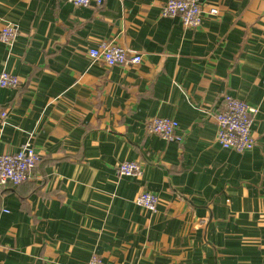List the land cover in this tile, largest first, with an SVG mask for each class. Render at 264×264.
<instances>
[{
    "label": "crops",
    "instance_id": "crops-1",
    "mask_svg": "<svg viewBox=\"0 0 264 264\" xmlns=\"http://www.w3.org/2000/svg\"><path fill=\"white\" fill-rule=\"evenodd\" d=\"M166 1L0 0V29L16 27L0 73L20 80L0 86V154H41L0 194V264H264V0H201L197 29L163 17ZM101 41L143 60L109 67L89 55ZM225 94L259 109L251 151L216 140ZM153 117L183 142L149 133ZM131 160L141 178L118 174Z\"/></svg>",
    "mask_w": 264,
    "mask_h": 264
},
{
    "label": "built area",
    "instance_id": "built-area-1",
    "mask_svg": "<svg viewBox=\"0 0 264 264\" xmlns=\"http://www.w3.org/2000/svg\"><path fill=\"white\" fill-rule=\"evenodd\" d=\"M76 7L100 8L104 0H63ZM210 15H217L218 9H209ZM163 17L178 18L185 27L197 29L202 25L204 9L201 0H167L162 7ZM16 38V27L5 24L0 32V41L5 44L12 43ZM89 55L109 67H131L142 62L143 56L127 49L115 41H101L97 46L89 49ZM0 86L17 88L20 86L19 78L7 71L0 73ZM258 107L252 106L244 100L225 94L222 108L214 113L218 125L216 140L223 147L243 153L255 148L256 139L252 133L254 118ZM6 112L2 113V118ZM179 123L175 119L166 117H153L147 123V131L157 134L168 141L182 143L183 135L179 133ZM41 160V154L31 141L25 142L15 153L0 154V194L7 187H17L26 181L30 173ZM117 172L121 176L141 178L143 166L137 160L119 163ZM137 205L155 213L159 206V197L149 191L143 190L135 199ZM2 247L0 239V249ZM88 264H107L99 255L91 257Z\"/></svg>",
    "mask_w": 264,
    "mask_h": 264
},
{
    "label": "rangeland",
    "instance_id": "rangeland-1",
    "mask_svg": "<svg viewBox=\"0 0 264 264\" xmlns=\"http://www.w3.org/2000/svg\"><path fill=\"white\" fill-rule=\"evenodd\" d=\"M4 25H5V24H4ZM4 25H3V26H4ZM3 26H2V27H3ZM2 27H1V29H2ZM1 29H0V32H1Z\"/></svg>",
    "mask_w": 264,
    "mask_h": 264
}]
</instances>
